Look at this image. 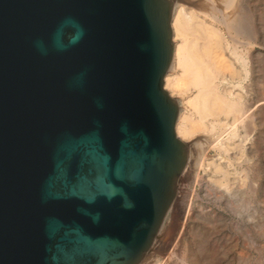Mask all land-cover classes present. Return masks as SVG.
I'll return each mask as SVG.
<instances>
[{
	"label": "water",
	"instance_id": "obj_1",
	"mask_svg": "<svg viewBox=\"0 0 264 264\" xmlns=\"http://www.w3.org/2000/svg\"><path fill=\"white\" fill-rule=\"evenodd\" d=\"M170 0H0V264H138L186 148Z\"/></svg>",
	"mask_w": 264,
	"mask_h": 264
},
{
	"label": "bare ground",
	"instance_id": "obj_2",
	"mask_svg": "<svg viewBox=\"0 0 264 264\" xmlns=\"http://www.w3.org/2000/svg\"><path fill=\"white\" fill-rule=\"evenodd\" d=\"M205 1L211 8L208 13L200 10L197 2H192V8H187L176 3V0H170V55L167 68L161 78V88L176 108L174 136L186 148L185 162L177 179L182 175L188 162L187 150L191 153L190 155L195 156L194 163L197 164L205 148V141H208L214 142L213 149L216 150L219 160L226 162L227 169L233 167L234 174H237V181L244 186L248 174L245 170H237L233 166L230 151L238 155L245 152L246 158L242 159V162L246 163L249 161L246 155L248 152L243 146L249 139L250 133L264 136V109L260 108L258 99L260 52L253 47L259 42L260 17L253 19L254 22L257 21L256 24L253 21L250 23L243 12L240 0L238 4L234 3L235 0H224V9L232 8L229 14L215 13L213 6L211 7L212 0ZM261 1L264 4V0ZM182 2L186 1L182 0ZM187 3H190L189 0ZM259 4L260 0H253L254 7L259 9ZM176 37L181 39L178 44L175 42ZM176 68L181 69V74L178 75L175 72ZM182 85L185 86L184 88L191 86L195 91V95H188L185 97L186 103L184 102L190 108L193 107L191 110L196 114V120L192 121V126L191 123L189 124L191 129L185 127L184 123L191 121L182 109L179 110V102L173 98L174 93H177V90L179 92ZM250 92H252L251 99ZM239 127L244 129V135L239 133ZM194 131L202 132L204 135L195 140L189 149L186 141L191 138ZM257 139L258 137L255 138L256 141ZM198 141H201V144H198ZM208 167H212L214 174H218L217 185L227 191L228 176L231 171L215 162L208 164ZM239 171L241 173H238ZM177 187L178 185L175 186L170 207L138 264L142 261V264L148 262L150 257L145 256L174 202ZM192 236L195 240L198 237L197 233H192Z\"/></svg>",
	"mask_w": 264,
	"mask_h": 264
},
{
	"label": "rangeland",
	"instance_id": "obj_3",
	"mask_svg": "<svg viewBox=\"0 0 264 264\" xmlns=\"http://www.w3.org/2000/svg\"><path fill=\"white\" fill-rule=\"evenodd\" d=\"M184 1L186 2L176 0V3L192 8L191 3L197 2L198 8L203 12L207 11L206 13L211 9L205 0H189L190 3H187L188 0ZM240 1L250 23L253 21L256 24L257 21L254 22L253 19L260 17L259 42L253 47L260 52L258 99L260 108L264 109V4L260 0L258 9L253 6V0ZM212 2L211 7L213 6L215 13L232 12V8L224 9V0ZM237 2L239 0L234 1L235 4ZM179 40L180 37H176L175 42L178 44L181 42ZM180 71V68L175 70L178 75ZM184 87L182 85L179 92L177 90V93H174L173 98L179 104L184 100L182 106L179 104L178 106L191 121H187L188 123L185 121V127L191 129L189 124L192 126L196 114L191 110L193 107L185 104V97L195 95V91L191 86L186 87L187 89ZM249 95L251 99L252 92ZM244 132V129L239 127V133L244 135ZM203 135L202 132L194 131L191 138L186 141V146L189 145L190 149L191 144ZM248 138L243 146L248 152L246 154L248 162H242V159L246 158L245 152L238 155L230 151L233 166L237 170H245L248 174L244 186L237 181L233 167L227 169L226 162L219 160L216 150L213 149L214 142L205 141V148L202 149L204 153L202 151L197 164L194 163L195 156L190 155L187 150L188 162L182 175L176 180L175 186L178 185L176 197L145 256L150 257L145 264H264V136L250 133ZM197 143L201 144V141ZM213 162L231 171L227 191L217 185L218 174H214L212 167H208V164ZM192 233H197L196 240L193 239Z\"/></svg>",
	"mask_w": 264,
	"mask_h": 264
}]
</instances>
